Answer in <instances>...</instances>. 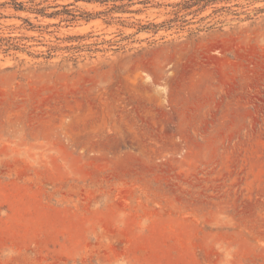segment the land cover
<instances>
[{"label":"rangeland","instance_id":"rangeland-1","mask_svg":"<svg viewBox=\"0 0 264 264\" xmlns=\"http://www.w3.org/2000/svg\"><path fill=\"white\" fill-rule=\"evenodd\" d=\"M185 1L0 0V264H264V0Z\"/></svg>","mask_w":264,"mask_h":264},{"label":"trees","instance_id":"trees-1","mask_svg":"<svg viewBox=\"0 0 264 264\" xmlns=\"http://www.w3.org/2000/svg\"><path fill=\"white\" fill-rule=\"evenodd\" d=\"M130 1H133V0H130ZM219 1H226V0H187L185 1L184 3L178 5V6H181V10H191L192 8L194 7H198L196 11H201V10H204L206 9L208 6L210 5H213ZM195 11V12H196ZM179 13V12H178ZM179 20L176 19L174 21H171V23H175V22H178ZM183 23H186L187 21L186 20H183L182 21ZM153 29H158L159 26L158 25H152ZM145 29H150L149 27L148 28H145Z\"/></svg>","mask_w":264,"mask_h":264}]
</instances>
